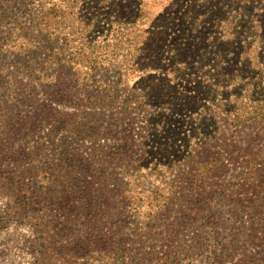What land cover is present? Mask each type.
I'll return each instance as SVG.
<instances>
[{"label":"trees","instance_id":"trees-1","mask_svg":"<svg viewBox=\"0 0 264 264\" xmlns=\"http://www.w3.org/2000/svg\"><path fill=\"white\" fill-rule=\"evenodd\" d=\"M0 169L63 264H264V0H0Z\"/></svg>","mask_w":264,"mask_h":264},{"label":"rangeland","instance_id":"rangeland-1","mask_svg":"<svg viewBox=\"0 0 264 264\" xmlns=\"http://www.w3.org/2000/svg\"><path fill=\"white\" fill-rule=\"evenodd\" d=\"M16 205L12 193L0 184V219L7 213L10 215L7 224H0L5 225L0 228V264H50L54 262L53 259H58L57 264H63L65 259H77L70 258L64 253L66 251H61L62 242L53 247L54 244L50 240L45 248H42V239L37 229L31 223L22 222V219L18 220L16 216L12 217V210ZM57 250L61 252L54 256Z\"/></svg>","mask_w":264,"mask_h":264}]
</instances>
